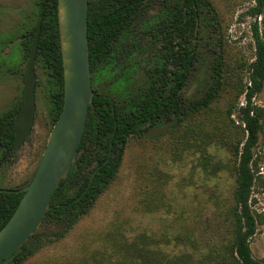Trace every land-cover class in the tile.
<instances>
[{"label": "rangeland", "instance_id": "rangeland-1", "mask_svg": "<svg viewBox=\"0 0 264 264\" xmlns=\"http://www.w3.org/2000/svg\"><path fill=\"white\" fill-rule=\"evenodd\" d=\"M210 1L221 29L212 39L205 35L184 97L201 94L217 49L224 59L219 98L165 135L130 137L116 178L90 213L63 240L49 244L26 264H236L230 249L233 235L221 228L220 215L232 204L236 149H241L246 134L236 114L229 116L228 111L244 101L247 67L255 54L251 24L257 21L264 37V12L257 19L246 15L254 0ZM37 2L0 0V114L23 98L28 59L24 60L22 40L26 29L38 22ZM160 9L157 0L142 13L124 44L134 54L108 76H97L92 81L95 93L117 101L118 93H129L144 83L147 71L166 52L160 42H152L146 29V20ZM35 72V124L14 161L0 165V189L29 184L53 128L48 82L37 61ZM123 75L128 77L126 84L121 83ZM257 101L264 104V94ZM259 166L264 177V133ZM92 170L93 166L87 173ZM255 197L259 221L251 249L264 264V193L256 192Z\"/></svg>", "mask_w": 264, "mask_h": 264}, {"label": "trees", "instance_id": "trees-1", "mask_svg": "<svg viewBox=\"0 0 264 264\" xmlns=\"http://www.w3.org/2000/svg\"><path fill=\"white\" fill-rule=\"evenodd\" d=\"M156 1L89 0L88 41L93 82L97 76L106 77L118 70L125 59L134 54L124 44L132 37L142 13ZM158 1L161 9L146 20V29L152 42H160L166 52L159 55L158 62L147 71L144 83L129 93H118L117 101L109 95L95 93L75 162L68 177L60 182L40 228L0 264H26L49 244L63 240L90 213L116 178L120 165L117 164L118 155L123 153L130 137H144L147 128L164 126L170 118L174 122L173 129L189 116L208 109L221 95L224 59L222 52L214 49L201 94L193 99L184 97V90L200 61V47L205 35L212 39L213 33L221 29L211 1ZM254 1L255 6L249 8L246 15L257 19L264 12V0ZM36 6L38 22L34 27L29 26L23 35L24 60H29L43 16L36 61L48 82L54 126L64 103L58 0H38ZM251 29L255 54L247 67L248 84L241 94L244 101L228 111L229 116L236 114L246 138L241 149H236L232 204L220 215L221 228L233 235L230 249L236 264H263L254 258L251 242L257 234L259 221V213L254 209L258 202L255 193H264V177L259 166L264 104L257 101L264 94V37L257 21L251 24ZM217 41L220 48L222 43L220 39ZM125 70L126 67L121 68L122 72ZM121 78V83L126 84L128 77L123 75ZM22 103L23 98L0 114V165L12 162L16 157L14 128ZM92 166L91 173H87ZM24 187L8 189L15 191L11 193L0 191V230L15 212L24 195L19 190Z\"/></svg>", "mask_w": 264, "mask_h": 264}, {"label": "water", "instance_id": "water-1", "mask_svg": "<svg viewBox=\"0 0 264 264\" xmlns=\"http://www.w3.org/2000/svg\"><path fill=\"white\" fill-rule=\"evenodd\" d=\"M148 0H146L147 2ZM89 0H58V24L64 71V103L54 124L38 168L30 183L20 189L24 195L15 212L0 230V262L18 251L39 229L60 182L68 177L75 162L96 96L92 87L88 41ZM43 16L32 43L25 74L23 103L14 128V147L20 149L35 124V61ZM174 122L145 132L157 137L168 132ZM123 148V146H122ZM122 152L117 164H120ZM1 192H15L0 189Z\"/></svg>", "mask_w": 264, "mask_h": 264}]
</instances>
